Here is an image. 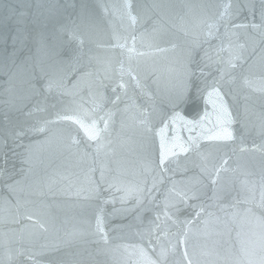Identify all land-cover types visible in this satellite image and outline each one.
Listing matches in <instances>:
<instances>
[{"label": "water", "instance_id": "obj_1", "mask_svg": "<svg viewBox=\"0 0 264 264\" xmlns=\"http://www.w3.org/2000/svg\"><path fill=\"white\" fill-rule=\"evenodd\" d=\"M189 262L264 264V0H0V264Z\"/></svg>", "mask_w": 264, "mask_h": 264}, {"label": "snow or ice", "instance_id": "obj_2", "mask_svg": "<svg viewBox=\"0 0 264 264\" xmlns=\"http://www.w3.org/2000/svg\"><path fill=\"white\" fill-rule=\"evenodd\" d=\"M132 19L134 20L135 18ZM223 78L224 73H222L218 79L207 85V87L211 89V91L208 92L209 101L212 103L213 108L217 114V122L221 125V130L209 136V139L230 140L233 138L230 128L227 127L232 123V113L230 112L228 105L224 99V95H226V93L222 94L221 92V88L223 87L221 82L223 81ZM64 118L70 119L71 117ZM182 151H187V149L182 148ZM172 154L175 155V153ZM197 215H199V213H197ZM189 264H191V262H189Z\"/></svg>", "mask_w": 264, "mask_h": 264}]
</instances>
